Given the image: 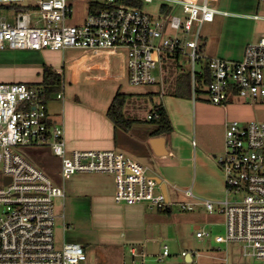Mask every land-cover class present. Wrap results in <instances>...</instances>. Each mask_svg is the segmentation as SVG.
I'll return each instance as SVG.
<instances>
[{"label": "built area", "instance_id": "built-area-1", "mask_svg": "<svg viewBox=\"0 0 264 264\" xmlns=\"http://www.w3.org/2000/svg\"><path fill=\"white\" fill-rule=\"evenodd\" d=\"M73 1L0 0V4L11 5L4 11L14 16L10 19L0 13V49L124 52L128 83L135 86H162L163 54L186 55L193 64L194 94L196 75L208 67L211 81L206 95L211 103L226 105L242 100L264 104V34L246 45L241 59L199 51L203 24L213 21L217 14L229 13L218 8L219 0H162L157 16L143 7L100 0L106 5L89 8L87 4L82 20L68 24ZM178 7L183 15L175 13ZM197 61L201 63L199 71ZM57 97L62 98L63 92ZM158 116L154 111L148 119ZM224 142L218 163L233 197L219 200L218 206L213 199L198 198L208 211L225 215V235L214 236L218 243L226 244L225 261L230 242L241 244L242 255L264 260V120H231ZM26 146L50 147L60 158L63 178L91 172L114 175V197L119 203L146 202L161 211L171 205L161 186L164 180L159 182L151 167L136 157L114 148L69 152L64 125L49 115L42 87L23 81L0 82V264H84L87 260L82 243L58 244L55 197H64L65 188L32 162L23 149ZM183 192L197 198L192 188ZM180 205L185 210L194 208L190 201ZM209 235L197 229L198 238ZM131 253L142 255L143 262L148 255L135 248ZM187 253L182 251V255ZM167 254L166 244L163 255Z\"/></svg>", "mask_w": 264, "mask_h": 264}, {"label": "crops", "instance_id": "crops-1", "mask_svg": "<svg viewBox=\"0 0 264 264\" xmlns=\"http://www.w3.org/2000/svg\"><path fill=\"white\" fill-rule=\"evenodd\" d=\"M85 4L82 6L85 7ZM217 6L229 13L218 14L219 21L216 20L218 17L208 21L215 24L217 22L222 26L207 34L205 53L227 59H241L246 45L257 41L264 34V0H219ZM232 6L233 12L227 10V7ZM202 38L201 36L199 45L203 44ZM102 57L103 61L100 60ZM170 58L175 59L172 56ZM70 66L79 71L75 80L79 85L81 69L84 66H88L87 79L106 78L120 86L124 81L128 82L124 52L82 51L80 58ZM92 71L94 73H91ZM151 86H141L150 93L152 105L147 118L154 112L157 104H162L174 126L170 133L153 136L151 132L154 126L146 123L148 120L137 116L141 113V107L131 105L128 102V94L124 112L127 118L137 121L125 130L126 132L117 129L107 110L116 92L121 91L120 88L116 90L109 86L110 88L103 89V92L100 91L107 101L101 106L84 102L76 96L74 99L68 98L63 90L62 98L56 94V99L63 101L62 108L50 105L55 100L53 97L47 102L51 118L64 125L69 148H114L124 151L149 165L155 176L163 179L168 187L174 188L172 192L168 189L171 200L169 210L153 211L154 207L146 202H117L114 197V175L91 172L95 176L94 179L85 187H80L81 191H78L77 196L74 194L75 197L69 198L72 214L73 211L77 214L71 238L84 245L87 252L84 264L196 263L195 253L185 247L172 250L169 244L172 240L170 228L173 223L170 214L173 213L174 204L180 206V202L194 203L193 210H185L180 206L184 210L178 214L180 222H194L198 229L203 223L214 224L217 223L213 222L214 218L222 217V223L225 225V215L218 211H208L200 202V198L213 199L218 206L219 200L230 197L225 175L218 163V157L225 147V129L234 119L264 120V104L236 100L226 105H217L208 100L206 91L202 94L193 93L191 96H177L173 93L174 88L165 92L162 88L153 90ZM193 140L196 141L195 144ZM186 188H192L197 198L186 196L183 192ZM65 198L66 191L64 201ZM166 244L169 246V254L163 255ZM132 248L137 249L139 253H148L144 262L142 255H132ZM184 250L188 252L186 255H182ZM214 258L220 260L219 256ZM222 263L231 264L230 253L227 261L212 264Z\"/></svg>", "mask_w": 264, "mask_h": 264}, {"label": "rangeland", "instance_id": "rangeland-1", "mask_svg": "<svg viewBox=\"0 0 264 264\" xmlns=\"http://www.w3.org/2000/svg\"><path fill=\"white\" fill-rule=\"evenodd\" d=\"M89 0H74L72 3L73 11L72 17L67 20L68 24H78L83 17L87 9L86 4ZM85 4V7L82 6ZM163 3L162 0H154L152 2H144L143 10L151 13L152 15L160 14V6ZM229 11L233 12V6L227 7ZM1 14L13 19L14 16L11 12L1 11ZM175 13L183 15L181 7H178ZM218 15V14H217ZM216 15V18L218 17ZM219 17L216 19L219 21ZM222 25L212 22H205L201 29V36L203 46H206L205 40H207V34L212 32V29H220ZM228 29V28H227ZM218 32V31H217ZM172 33V32H171ZM81 50L78 48H66V49H0V82H16L25 81L29 84L37 87H42L40 81L42 80V73L45 66H49L56 71L62 72L64 75V83L62 89L66 96L72 99L80 98L84 102H91L96 105H105L106 99L100 93L105 88L121 89V91L127 92L128 102L136 107H141V113H138V117L148 120L147 114L151 109L150 93L145 91V87L130 85L124 81L120 86L116 85L117 82L106 78L100 79H87L88 66L82 67L80 74L81 83L76 84L75 80L79 73L78 69L70 66L74 64L77 59L81 56ZM164 59L161 62V69L163 73L162 86L152 85L150 88L153 90L163 89V91H170L176 86V78L179 74H186L191 72L193 69L192 61L186 55H181L179 59L170 58L166 52L163 54ZM101 61L104 58H100ZM64 67V69H62ZM196 70L199 71L201 63L197 61L195 63ZM63 70V71H62ZM102 71V70H100ZM104 73V71H102ZM156 74H159V69L155 70ZM91 73H94L92 71ZM192 75V74H191ZM21 78V79H18ZM94 80V81H93ZM91 82H94L92 85ZM160 86V87H159ZM56 93L53 94V100L51 106L56 108H62L63 101L56 99ZM55 101V102H54ZM49 102V101H48ZM106 102V103H105ZM122 131L126 132L122 129ZM28 157L32 160L36 166L43 169L47 175L57 185L64 186L66 191L65 201L63 197H55V211L57 214V223L55 228L56 240L58 244L65 241H73L71 234L74 232L76 226L75 218L77 214L69 207L70 199L80 190V187H85L86 184L94 179L92 173H77L70 177L63 178L60 170V158L54 154V152L48 146H26L23 148ZM73 149L68 147V151L71 152ZM126 150V149H125ZM151 164V162L146 161ZM2 167L0 164V171ZM169 192L174 190L171 186L168 187ZM81 191V190H80ZM75 194V195H74ZM77 196V195H76ZM233 197V194L230 195ZM68 201V204H67ZM181 206V205H180ZM179 205L174 204L172 217V225L170 228L172 240L169 241L172 250L178 247H185L191 252L195 253L194 259L196 263L192 264H212L214 262H225L224 258L227 255V247L224 243H218L214 236L225 235V225L222 223V217L214 218V224H202L201 228L210 233L209 236L198 238L196 236L197 228L195 223L191 221H179L178 214L184 211ZM154 210L157 211V207L153 206ZM169 215V214H168ZM79 219V218H77ZM77 226H79L77 224ZM65 229V232H64ZM241 244L230 242L228 245L229 253L231 256V264H264V260L258 259L251 256L242 255ZM213 256V257H212ZM214 256H219V259H215Z\"/></svg>", "mask_w": 264, "mask_h": 264}, {"label": "trees", "instance_id": "trees-1", "mask_svg": "<svg viewBox=\"0 0 264 264\" xmlns=\"http://www.w3.org/2000/svg\"><path fill=\"white\" fill-rule=\"evenodd\" d=\"M117 3L121 4H130L133 6H143L142 0H116ZM105 2L100 0H91L88 3L89 8L96 6H104ZM11 5L0 4V10L9 9ZM21 7V6H19ZM163 10H168V8L164 7ZM199 51L205 53V49L203 44L199 45ZM175 59H179L180 54H169ZM211 81L210 70L208 67L204 68L203 73H199L196 75V86L195 92L196 94H202L206 91V86ZM25 82V81H23ZM29 83V82H27ZM64 83V75L62 72L56 71L49 66H45L42 73V80L40 81V85L44 89V99L45 102L51 99L54 93H58L61 91ZM173 93L177 96H191L193 94V82L191 72L186 74H179L176 78V86L173 90ZM127 100V93L118 90L107 110L108 116L114 121L115 127L118 129L127 130L132 126L136 119H129L126 117L124 112V106ZM154 111L158 112L159 116L157 118L149 119V122L154 126L151 134L153 136L170 133L174 130L173 123L170 119L168 111L162 104H157ZM169 207L166 210L168 211ZM223 264V263H222Z\"/></svg>", "mask_w": 264, "mask_h": 264}, {"label": "water", "instance_id": "water-1", "mask_svg": "<svg viewBox=\"0 0 264 264\" xmlns=\"http://www.w3.org/2000/svg\"><path fill=\"white\" fill-rule=\"evenodd\" d=\"M157 179L159 182H161V180H162L160 177H157ZM161 186H162L163 191L166 194L167 200H169V193H168V189H167V184L164 181H162ZM189 256H191V253H189Z\"/></svg>", "mask_w": 264, "mask_h": 264}]
</instances>
